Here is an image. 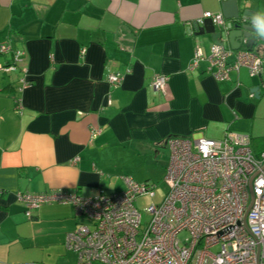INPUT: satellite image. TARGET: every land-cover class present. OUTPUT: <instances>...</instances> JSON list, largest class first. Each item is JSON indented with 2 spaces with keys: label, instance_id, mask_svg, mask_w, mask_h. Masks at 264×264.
Listing matches in <instances>:
<instances>
[{
  "label": "crops",
  "instance_id": "crops-1",
  "mask_svg": "<svg viewBox=\"0 0 264 264\" xmlns=\"http://www.w3.org/2000/svg\"><path fill=\"white\" fill-rule=\"evenodd\" d=\"M260 1L248 8L264 14ZM221 2L0 0V44L25 51L32 82L21 91L19 71L0 72V264H65L66 235L82 221L72 204L59 203L29 219L18 192L123 191L124 176L137 180L127 157L144 168L169 153L168 168L171 136L246 134L264 160V45L254 51L260 76L241 68L217 81L208 62L189 70L196 45L206 55L214 45L196 24L206 12L222 13ZM260 22L264 28V15ZM12 61L0 53V65ZM112 73L124 75L120 86L108 82ZM158 75L168 77L166 94L152 87ZM124 167L128 175L113 173Z\"/></svg>",
  "mask_w": 264,
  "mask_h": 264
},
{
  "label": "built area",
  "instance_id": "built-area-1",
  "mask_svg": "<svg viewBox=\"0 0 264 264\" xmlns=\"http://www.w3.org/2000/svg\"><path fill=\"white\" fill-rule=\"evenodd\" d=\"M206 20L225 29L230 24L222 13L213 12L204 13L197 24ZM0 53L13 55L11 64L0 65V72L19 71L21 91L31 85L25 51L4 41ZM203 62H208V72L217 81L231 80L232 72L241 68L252 77L263 71V60L254 52L217 44L209 55L196 45L189 70ZM123 80L122 74L108 76L113 87ZM167 86L165 75L152 81L163 94ZM100 133L92 130L94 137ZM166 146L170 151L166 194L161 203L145 209L146 220L136 202L145 196L155 198L157 185L130 176L122 178L123 191L99 190L89 197L67 190L16 196L29 219L46 204L75 207L82 221L66 235L65 247L77 256V264H264V160L253 153L251 137L231 131L220 140L171 136Z\"/></svg>",
  "mask_w": 264,
  "mask_h": 264
},
{
  "label": "water",
  "instance_id": "water-1",
  "mask_svg": "<svg viewBox=\"0 0 264 264\" xmlns=\"http://www.w3.org/2000/svg\"><path fill=\"white\" fill-rule=\"evenodd\" d=\"M257 5L263 8L264 2L260 1ZM248 7L249 0H222L221 10L225 19L230 23L228 28L219 27L212 20H206L203 25L196 24L197 35L202 37L209 34L214 44L224 46L228 43L235 51L243 47L251 52L261 49L264 45V36H257V33H264L260 15L259 12H253ZM252 91L258 95V88Z\"/></svg>",
  "mask_w": 264,
  "mask_h": 264
},
{
  "label": "rangeland",
  "instance_id": "rangeland-1",
  "mask_svg": "<svg viewBox=\"0 0 264 264\" xmlns=\"http://www.w3.org/2000/svg\"><path fill=\"white\" fill-rule=\"evenodd\" d=\"M256 52L262 53L259 51V49L255 50ZM169 158V153L167 154V156L165 158H163L162 160H160V164H158L157 166H148V167H144V168H140L138 167V158H131L130 156L127 157L128 161V169L130 170H134L136 172V179L135 181L139 182V183H149V184H156L157 185V189H156V197L155 198H150L148 196L145 197H141L137 200L136 202V206L138 207V209L140 211H142L144 213V220L148 219L147 215L145 213V209H147L150 205L154 204V203H161L165 194H166V186H165V180H166V175H167V168L166 166H164V164H162V162L165 163V161H168ZM133 160V162L131 163V161ZM125 170L123 168L117 169L115 170V175L117 176H123V175H128L127 173V167H124ZM187 234L184 232L183 234H181V237H185ZM219 247H214L213 248V252H218ZM76 256L72 253L68 254L67 258H66V263L65 264H76V260H75Z\"/></svg>",
  "mask_w": 264,
  "mask_h": 264
},
{
  "label": "clouds",
  "instance_id": "clouds-1",
  "mask_svg": "<svg viewBox=\"0 0 264 264\" xmlns=\"http://www.w3.org/2000/svg\"><path fill=\"white\" fill-rule=\"evenodd\" d=\"M259 15H264V14H259ZM258 37L264 36V33H257Z\"/></svg>",
  "mask_w": 264,
  "mask_h": 264
}]
</instances>
